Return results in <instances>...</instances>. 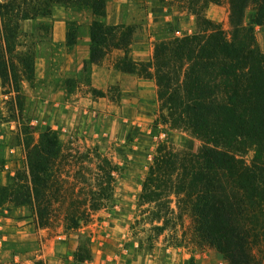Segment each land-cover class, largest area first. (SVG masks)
Listing matches in <instances>:
<instances>
[{
    "label": "trees",
    "instance_id": "1",
    "mask_svg": "<svg viewBox=\"0 0 264 264\" xmlns=\"http://www.w3.org/2000/svg\"><path fill=\"white\" fill-rule=\"evenodd\" d=\"M108 1L0 0L1 79L16 86L34 77L38 53L25 38L38 36L59 45L52 36L56 5L89 13L90 56L82 71L91 76L94 64L111 50L122 49L124 55L113 66L154 80L160 103L157 120L202 142L197 150L165 142L157 147L138 196V204L147 205L143 213L150 229L160 235L179 228V235L172 236L178 239L176 245L212 247L228 264H264V51L245 22L253 10L254 22L264 25V0H180L195 16L196 30L156 41L152 57L140 61L130 56L136 25L107 23ZM212 3L228 6V30L207 16ZM37 18L42 20L34 31L22 28L23 20ZM78 27L67 30L68 45L76 42ZM89 91L107 95L92 84ZM25 134L26 168L10 184L0 181V209L7 203L28 205L36 225L48 226L62 208L66 226L77 228L90 217L88 208H100L111 198L117 166L95 147L100 172L91 191L97 195L86 200L68 196L72 188L63 171L73 158L65 151L66 143L50 126L36 138ZM3 148L0 142V175ZM75 256L79 261L90 258L80 250ZM34 264L46 263L38 259Z\"/></svg>",
    "mask_w": 264,
    "mask_h": 264
},
{
    "label": "rangeland",
    "instance_id": "2",
    "mask_svg": "<svg viewBox=\"0 0 264 264\" xmlns=\"http://www.w3.org/2000/svg\"><path fill=\"white\" fill-rule=\"evenodd\" d=\"M119 1L123 3L126 15L132 12L146 17L142 22L134 23V36L137 33L158 35L152 43V53L156 41L196 30L195 16L180 0H139V6L133 10L127 1ZM58 7L62 6H55L56 15L61 13ZM65 10L67 30L70 27L71 33L77 20H91L87 12H75L66 7ZM206 13L229 29L225 3L210 4ZM254 14L253 10H248L245 22L254 28L257 43L264 51V25L254 22ZM31 20L37 27L42 19ZM84 30L79 25L76 40ZM25 41L27 45L33 43L31 47L38 53L36 58L47 57L48 78L53 88L37 80L34 72V77L21 80L16 86L11 80L9 84L3 82L0 77V142L4 145L5 157L1 183L10 184L17 171L26 168L25 131L36 138L47 126L58 133L66 143L65 151L72 154L73 161L63 171L66 183L72 188L67 192L68 196L86 200L97 195L91 191L100 172L96 167L95 147L118 169L114 173L111 198L100 208H88L90 217L81 221L77 228L66 226L62 208L53 215L48 226H37L30 206H19L30 217L23 223L15 218L18 214L15 206L5 204L0 209V263L34 264L41 259L46 264H90L95 256L102 254L101 249L108 253L117 244H120V250L126 249L127 255L137 258L139 264H168L173 258L181 264L193 262L199 253L198 247L183 242L176 245L178 239L172 236L179 235V228L177 232L168 228L160 235L150 229L143 213L147 205H139L138 196L148 165L160 143L197 150L202 142L187 131L157 120L160 103L154 80L151 82L137 74L147 80L141 89L124 91L120 85L113 84L104 89L105 97H97L89 91L92 83L87 72L81 71L76 77L60 75L64 50L60 44L55 46L47 38L38 36L25 38ZM73 46L67 44L66 48L72 51ZM14 89L18 90L20 98L16 99ZM79 206L84 208L86 205L80 203ZM188 220L184 218L185 223ZM79 250L83 255L89 254L90 258L79 261L75 256Z\"/></svg>",
    "mask_w": 264,
    "mask_h": 264
},
{
    "label": "crops",
    "instance_id": "3",
    "mask_svg": "<svg viewBox=\"0 0 264 264\" xmlns=\"http://www.w3.org/2000/svg\"><path fill=\"white\" fill-rule=\"evenodd\" d=\"M127 1L130 9L139 6V0H125ZM111 4L107 5V14L105 20L109 24L125 23L134 24L142 22L146 17L139 14L134 15L130 12L128 15L125 14L123 3L119 0H110ZM59 6V5H58ZM55 8V7H54ZM61 13L56 15V10L54 9L53 16V29L52 36L54 41L59 43L63 48V65L59 68V73L61 76L66 77H76L83 69L84 62L90 56V21L83 20L82 18L77 20L81 27H84V32L79 36L74 43L72 51L66 48L67 45V15L65 7H58ZM153 15V14H151ZM22 28L26 31H34L36 29V24L34 20L26 19L22 22ZM157 34H151L150 36H143L142 34H135L133 43L131 45L130 56L136 60H147L152 57V43L157 38ZM124 55L122 49H113L109 54H107L104 59L92 66L91 71V83L92 86L97 89L104 90L109 85L117 84L124 91H133L135 89H141L145 86L147 80L139 77L136 73L125 72L117 70L113 67V62ZM48 60L45 56H38L35 61L34 76L37 80L41 81L43 85L53 88V84L48 78L49 72L47 70ZM152 82V80H149ZM14 152L16 150H13ZM8 183V182H4ZM17 209L18 214L15 218L17 221L23 220L25 223L30 218L27 216L25 211L20 207H14ZM22 209V210H21ZM20 216H22L20 218ZM10 220V218H5ZM12 220V219H11ZM21 223V222H18ZM25 225V224H23ZM28 226V225H26ZM24 226V227H26ZM120 244L113 247L110 252H106L101 249L102 253L91 261L90 264H139L137 258H133L126 254V249L123 247L119 248ZM103 250V251H102ZM199 253L196 254L197 258L193 262H188L185 264H228V262L223 258V256L214 248L205 246L198 248ZM105 251V252H104ZM184 262V259L182 260ZM168 264H181L179 260L171 259ZM184 264V263H182Z\"/></svg>",
    "mask_w": 264,
    "mask_h": 264
}]
</instances>
